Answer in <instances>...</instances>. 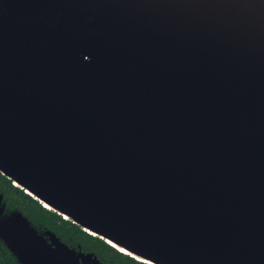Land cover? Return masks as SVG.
Returning <instances> with one entry per match:
<instances>
[{"label":"water","instance_id":"1","mask_svg":"<svg viewBox=\"0 0 264 264\" xmlns=\"http://www.w3.org/2000/svg\"><path fill=\"white\" fill-rule=\"evenodd\" d=\"M0 173L138 262L264 264V0H0ZM4 197L18 264H104Z\"/></svg>","mask_w":264,"mask_h":264},{"label":"trees","instance_id":"2","mask_svg":"<svg viewBox=\"0 0 264 264\" xmlns=\"http://www.w3.org/2000/svg\"><path fill=\"white\" fill-rule=\"evenodd\" d=\"M0 193H5L7 210H19L25 213L36 228L52 229L71 246H80L84 250L92 251L107 263L112 261L115 264H144L120 253L104 240L88 234L73 222L64 220L58 213L47 210L24 190L15 187L13 182L2 173H0ZM0 264H18L15 256L3 244L0 246Z\"/></svg>","mask_w":264,"mask_h":264},{"label":"flooded vegetation","instance_id":"3","mask_svg":"<svg viewBox=\"0 0 264 264\" xmlns=\"http://www.w3.org/2000/svg\"><path fill=\"white\" fill-rule=\"evenodd\" d=\"M5 194V193H4ZM3 202H4V204L6 205V203H5V197H4V199H3ZM6 211L8 212V213H10V211L11 210H7V205H6ZM19 211V210H18ZM21 212V211H20ZM25 214V213H24ZM26 215V214H25ZM27 216V215H26ZM62 217V216H61ZM28 218V217H27ZM63 218V217H62ZM29 219V218H28ZM30 221V220H29ZM34 226V225H33ZM35 227V226H34ZM36 228V227H35ZM37 230H39V231H41V232H46V231H48V230H50V231H52V232H54L55 234H56V232L55 231H53L52 229H49V228H46V229H38V228H36ZM57 235V234H56ZM58 236V235H57ZM59 237V236H58ZM60 239H61V237H59ZM62 240V239H61ZM63 241V240H62ZM64 243H66L65 241H63ZM1 244H3V243H0V246H1ZM66 245H68L70 248H76V249H82L84 252H91V253H94V252H92V251H87V250H84L82 247H80V246H71V245H69L68 243H66ZM98 258H99V260L101 261V262H103L104 264H115V263H113L112 261H109L108 263L107 262H105V261H103L100 257H99V255H97L96 253H94Z\"/></svg>","mask_w":264,"mask_h":264},{"label":"snow or ice","instance_id":"4","mask_svg":"<svg viewBox=\"0 0 264 264\" xmlns=\"http://www.w3.org/2000/svg\"><path fill=\"white\" fill-rule=\"evenodd\" d=\"M120 251H121V252H123V251H124V249H123V248H121V249H120ZM144 264H150V261H145V262H144Z\"/></svg>","mask_w":264,"mask_h":264}]
</instances>
